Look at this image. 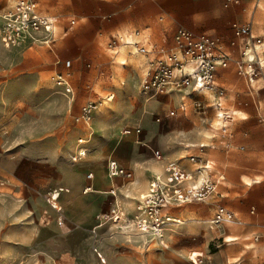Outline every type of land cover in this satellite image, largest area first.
Wrapping results in <instances>:
<instances>
[{"label":"rangeland","instance_id":"374dc122","mask_svg":"<svg viewBox=\"0 0 264 264\" xmlns=\"http://www.w3.org/2000/svg\"><path fill=\"white\" fill-rule=\"evenodd\" d=\"M12 1L0 0V12ZM37 1L43 10L58 16V20L64 23L55 42L30 49H8L0 41V264H152L163 250H172V254L181 256L183 264H192L187 256L189 251L203 250L209 256L217 249L215 245L219 248L224 245L223 237L227 234L238 236L231 241L243 246L253 243L254 237L250 232L235 231L243 224L234 222L211 230L199 221L211 218L218 206L236 210L240 196L251 186L243 181V174L259 176L260 182L254 184L264 185V81L260 78L250 82L239 72V63L254 57L256 50L250 49L244 55L237 44H232L234 33L230 37L217 36L234 58L217 74V81L224 88L222 103L230 117L219 118L220 110L211 106L214 90L205 91L202 95L208 104L205 111L184 115L176 99L158 96L145 101L137 92L138 78L135 77V92L131 93L135 123L129 124L123 118L114 135L103 139V154L95 157L91 154L94 152L93 140L104 135L97 133L93 115L95 133L87 154L77 162L71 159L80 133L74 120L80 106L95 99L96 92L106 94L116 84L107 79L108 73L114 72L126 78V84L118 87V90H124L130 86V75L136 70L141 71L140 58L143 56H130L121 36H129V32L135 39H140L149 34L156 44H160L164 28L166 32H172L176 26L174 19L200 15L199 10L210 8L213 0H193L181 6L177 0ZM254 13V33L261 34L264 41V0H254L251 15ZM72 18L76 20L74 24L70 22ZM149 25L150 29H146ZM136 30H140L141 35L135 36ZM114 39L119 50L124 47L127 58L124 65L120 64L118 53L114 56L109 49ZM257 52L264 62V42L257 43ZM68 59L74 60L70 68L65 66ZM245 65L246 62L243 67ZM61 71L70 72L75 82L76 96L72 105L57 92L51 81V76ZM118 98L119 91L114 100L104 102L97 110L109 109ZM152 101L167 102L165 109L159 102V108L150 111L152 119L161 126L171 124L170 129L160 130L157 137L163 132H171L180 143L190 145L169 159L185 164L188 163L187 153L195 152L200 159L209 160L216 178L223 175L208 202L183 206L187 209L184 218L195 219L174 227V231L166 235L169 248L151 236L140 234L133 225L123 221L108 220L97 228L96 235L92 231L93 225L77 228L70 220L72 214L63 201V195L71 191L60 198L65 222L59 224L56 219L58 211L46 202L48 186H64L72 190L66 179L71 181L75 172L82 177L83 185L88 169L94 171L95 178L99 173L106 176L105 164L110 154L125 160L121 143L131 136H123L122 129H133L139 123L144 126L136 112ZM169 109L178 111L175 115L156 120V114ZM235 109L242 113L233 114ZM191 134H197L199 138L192 140ZM118 141L121 143L116 148ZM120 149L122 156L119 155ZM191 165L193 168L197 166ZM120 183L122 180H115L114 189L125 217H131L120 196ZM143 191L140 190L138 195ZM211 202L216 204L214 212L206 213ZM98 215L104 214L99 212ZM185 227L191 229L195 236H184L181 229ZM246 236L251 238L244 239Z\"/></svg>","mask_w":264,"mask_h":264},{"label":"built area","instance_id":"2783aa9c","mask_svg":"<svg viewBox=\"0 0 264 264\" xmlns=\"http://www.w3.org/2000/svg\"><path fill=\"white\" fill-rule=\"evenodd\" d=\"M238 4L239 0H225L224 5ZM71 24L76 22L70 19ZM64 27L63 21L58 16L43 10L37 0H13L0 12V41L5 48H33L39 44L49 45L59 37L58 30ZM65 32V31H64ZM63 33V32H62ZM137 33H139L137 31ZM234 40L244 55L248 50H256L254 57L239 63V72H242L250 82L256 79L264 81V62L261 61L257 52V43L264 42L261 35L252 31L250 24H233ZM173 43L169 46H156L148 36L144 41L125 39L123 44L128 47V53H140L145 56L144 73L141 77L138 92L147 98L160 95H177L179 98L178 108L184 112L191 108L195 112H203L208 104L202 99L205 90H214L215 97L212 100L213 108L222 110L218 113L221 118L230 117V113L222 103L224 88L217 81V74L221 68L227 67L234 61L231 53L220 43L217 36L206 32H196L186 27L178 26L172 35ZM109 45V49L115 56L118 52V44ZM248 48V49H247ZM246 62L245 67L243 63ZM124 63V62H123ZM74 64L73 59L65 63L70 68ZM110 82H116L118 86L125 85L126 80L117 74L110 72L107 75ZM51 81L58 91L63 94L72 104L76 96V86L70 72H56L51 76ZM115 89H110L106 94L97 93L95 99L83 103L78 113L74 115L76 125H82L86 135L77 138V148L71 154L73 162L85 157L88 151L87 143L94 135L93 115L94 112L106 101L114 100ZM178 110L171 109L162 115H157L156 120L162 117L175 115ZM125 134L135 132L142 133L141 125L124 128ZM203 146V144H201ZM153 154L158 160L163 159L160 149H154ZM189 162L197 164L194 170H189L185 164L177 160H167L163 171L155 174L146 192L140 194L136 201L133 218V226L140 234H146L164 246L169 247L166 235L174 231V227L184 224L187 220L180 214V208L184 205L203 201L213 192L223 178L215 177V173L209 160L200 159L197 153L187 156ZM107 173L110 178L119 176L126 179L133 178V172L123 166L118 159L109 157L107 161ZM202 175V179L199 176ZM87 179L94 177L93 172H88ZM92 184H87L84 191H91ZM68 187L50 185L46 190L47 204L58 211L57 222L63 224L65 217L61 213L62 206L60 197L63 192H69ZM114 201L104 216L98 215V222L92 228L97 234V228L103 226L108 220L114 222L123 221L129 223L130 217H125L123 207L119 204L116 194L111 190ZM208 225L211 230L220 228L229 223L238 221V215L232 209L218 206L211 218L199 220ZM225 238V237H224ZM98 239L95 237V241ZM101 259L102 253L97 250ZM188 258L192 264H211L203 250L189 251ZM105 262V261H103Z\"/></svg>","mask_w":264,"mask_h":264},{"label":"crops","instance_id":"0c3cea01","mask_svg":"<svg viewBox=\"0 0 264 264\" xmlns=\"http://www.w3.org/2000/svg\"><path fill=\"white\" fill-rule=\"evenodd\" d=\"M177 1H178L177 2L178 5L181 6L184 4L191 3L193 0H177ZM224 2L225 0H223L222 2L221 0H213L212 4H210V8L199 10L200 15H197L195 13L196 15H192L191 17L174 19L173 23L176 24V26L174 27L172 32H166L167 29L164 28L163 30L164 38L162 39V42L160 44H156L149 34L144 35L143 38L140 39H135L134 37L130 39L137 41H144L146 36H148V39L156 46H169L173 43L172 35L174 30L178 26H186L195 30L196 32H206L215 36L221 35V36L230 37L233 34V28H231V26H233L234 23H239L242 25L250 24L252 26V31L254 33V29L256 27V13H254L253 16L251 15V7L254 3V0H239L238 4L231 3L229 6H225ZM146 29H150V25L147 26ZM137 31L138 30H136L134 33L135 36L141 35L142 32L139 30L138 31L139 33H137ZM127 34L131 37L133 36V33L127 32ZM254 34L261 35L257 33ZM139 55L143 56L140 53L130 54V56L132 57H137ZM140 60L142 63L141 71L136 70L134 74L130 75L131 82L129 88L124 90L123 89L118 90V87L121 86L113 85L110 87V89H115L116 93L117 91H119L118 101L112 103L109 106V109L106 108L100 109L95 111L94 113V117L96 120V131L97 133L99 134L102 133L104 135V136L99 135L97 138L93 140L94 145L92 147L94 148V152H92L91 154H93L95 157H99L103 154V148H104L103 139L105 137H111V135H114L117 126L122 122L123 118H126V122L129 124L135 123L136 118L135 115L132 113L133 102L131 99V93L135 92V85H134L135 77L138 78L137 81L138 84L137 92H138L139 84L141 82V77L144 73L145 56L141 57ZM126 63L127 62L124 63L122 62L120 64L124 65ZM119 77H123V76H119ZM124 79L126 80V78ZM97 93L99 92H96V95ZM161 96H164L166 99L169 100L176 99L177 103L179 104V98L177 95H170V96L160 95L159 97ZM143 97L145 101L148 102L152 98H155V97L147 98L145 96ZM157 97L158 96H156V98ZM159 102H162L163 104L162 109H165L167 106V102L152 101L147 105V107L143 108L141 106L137 110L136 114L140 115V118L144 126H142V124L139 123L136 124L134 127L141 125L142 127L141 134H137L135 132H132L130 134H125L123 130L126 127L122 129L121 132L123 136L125 135L131 137L126 138L122 143L118 141L115 146L116 148H118V146L121 143V148L125 150V160L121 161L119 157L113 154L109 155V157H114L118 159L123 166H125L126 168H128L133 172L132 179L129 180L122 176L116 178H109V175L107 173V161L109 157L107 158L105 164L106 176L102 173H99L98 177L95 178L94 176L92 179H87L86 175L88 172L94 173V171L88 169L85 174V180L83 182V185H82V181H83L82 177L75 172H73V174L71 175L73 177L71 181H68L66 179V183L71 185L73 189L69 190V192L70 191L71 192L68 194H64L66 192H63L61 194V197L64 194L63 201L70 210V214H72L70 220L74 223V226L80 228L84 226L86 227L93 225L92 227H94L98 222V221L96 222L95 217L99 214V212L104 213L109 211L114 201V196L112 195L111 190H113L114 193L116 194V198L118 201V193L114 189L115 180L117 179L122 180V184L120 183L121 185H119L120 196L124 199L126 210L130 215H132L135 208L134 203L140 197V194H143L144 192L147 191L151 178L155 174H157L158 171L160 172L163 171L164 163L167 160H173L169 158L178 156L182 148L190 147L189 143H185V144H183V142L180 143L178 137L174 136V134H172L171 132H163L160 136L157 137V134H159L160 130L171 128L170 122L167 125L161 126L158 123H156L151 117L150 111L159 108ZM169 110H164L162 114L166 113ZM191 112H195V111L189 108L188 111L184 112V115H187L188 113ZM162 114H156V115H162ZM78 128L80 132L78 137L86 135V132L83 129L82 125H78ZM93 130L95 133L94 125H93ZM92 138L93 136L90 137V139L88 140V143L86 144L87 148ZM198 138L199 135L197 134L190 135V139L192 140H197ZM76 148H77V139H76ZM154 149L161 150V152L163 153L162 160L156 159V157L153 154ZM192 153L191 152L187 153V155ZM119 155L122 156L121 149ZM96 162L97 161L95 160V165ZM191 164L194 163L189 162V160L188 163H185V165L189 170H194L195 167L193 168ZM126 180L128 181L127 184L125 183ZM258 182H260V179L258 180L254 179L253 182L250 184L251 186L249 187V189L246 192H244L242 196H240V199L238 198L239 201L235 208L237 211L232 209L238 215L237 223L243 224L241 227L236 228L235 231L245 232V233L250 232L254 237V242L243 246L239 244V242L237 241H231L238 239V236L233 234H227L226 237L224 236L225 238L223 237L224 241L222 244L224 245L219 248V245H215L216 243L214 242L215 248L217 249L214 252H212L209 256L206 255V257L208 258L211 264H264V185L254 184ZM87 184H92L93 189L91 191L85 192L84 188ZM81 186L83 187V190H81ZM142 189H144V191L138 195V192ZM208 197L205 200L198 202L207 203ZM215 206L216 204L211 202L210 205H208L207 207L206 213H213ZM179 211L180 214L184 217L187 209L186 207L185 208L182 207L180 208ZM181 231H183L184 236H189V237L195 236V234L191 232V229L187 227L182 228ZM229 235H231L232 237L234 236L233 239H229L228 237ZM250 238H251L250 236L244 237V239H250ZM171 251L172 250L170 251L163 250L160 253H158L157 257L153 259L152 264H183V259L181 258V256H176L172 254ZM120 259L121 261L123 260L122 258Z\"/></svg>","mask_w":264,"mask_h":264},{"label":"bare ground","instance_id":"6f19581e","mask_svg":"<svg viewBox=\"0 0 264 264\" xmlns=\"http://www.w3.org/2000/svg\"><path fill=\"white\" fill-rule=\"evenodd\" d=\"M122 40H125V39H130V38H133V37H129V36H121ZM124 42V41H123ZM124 45V44H123ZM119 50V49H118ZM118 53V58L120 59L119 61L122 62H126L127 61V58H126V55L124 53V47H121L120 50L117 52ZM205 91H211V90H205ZM58 92V91H57ZM222 110H220L218 113H221ZM242 113L241 110L239 109H235L234 111V114H240ZM220 118V117H219ZM202 175L199 176V179H202ZM110 178V177H109ZM258 180L259 179V176H255V177H251L250 175H247V174H243V181L247 184H251L253 182V180ZM105 215V213H103ZM103 215V216H104ZM102 216V215H101ZM189 219H195V217H190ZM193 221V220H192ZM105 223H103L104 225ZM130 225H133V218L132 216L129 218V223ZM170 233V232H169ZM142 235H146V234H142ZM229 239H233V237L231 235L228 236Z\"/></svg>","mask_w":264,"mask_h":264}]
</instances>
